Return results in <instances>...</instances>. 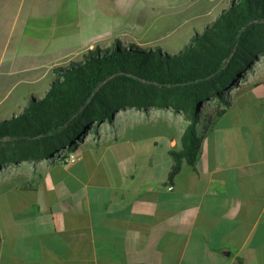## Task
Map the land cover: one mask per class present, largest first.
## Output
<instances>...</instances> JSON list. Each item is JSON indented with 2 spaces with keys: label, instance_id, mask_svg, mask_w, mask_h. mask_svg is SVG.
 Here are the masks:
<instances>
[{
  "label": "crops",
  "instance_id": "0c3cea01",
  "mask_svg": "<svg viewBox=\"0 0 264 264\" xmlns=\"http://www.w3.org/2000/svg\"><path fill=\"white\" fill-rule=\"evenodd\" d=\"M44 65L15 54L6 71L29 83ZM163 111L175 113L120 109L71 162L57 154L0 167V264H264L260 125L203 118L196 163L170 181L186 125L173 128Z\"/></svg>",
  "mask_w": 264,
  "mask_h": 264
},
{
  "label": "trees",
  "instance_id": "16d2710c",
  "mask_svg": "<svg viewBox=\"0 0 264 264\" xmlns=\"http://www.w3.org/2000/svg\"><path fill=\"white\" fill-rule=\"evenodd\" d=\"M205 25L176 52L117 38L54 66L41 94L29 93L18 112L0 118V167L74 149L120 109L170 108L187 121L180 147L170 150L173 181L183 163L197 161L204 109L216 97L224 106L215 117L222 116L232 105L228 88L264 54V0H228Z\"/></svg>",
  "mask_w": 264,
  "mask_h": 264
},
{
  "label": "rangeland",
  "instance_id": "374dc122",
  "mask_svg": "<svg viewBox=\"0 0 264 264\" xmlns=\"http://www.w3.org/2000/svg\"><path fill=\"white\" fill-rule=\"evenodd\" d=\"M227 2L144 0L134 10V17L128 14L133 22H126L124 11L132 12L142 0H0V118L18 112L27 102L29 91L41 94L54 76V66L81 57L89 48L98 44L105 47L120 38L125 43L160 46L176 52L196 31L213 21ZM15 54L44 57V67L37 69L41 76L29 83L14 84L17 77L6 69ZM235 91L240 92L233 94V106L221 118L260 125L262 135L258 139L264 145V54L227 90L230 94ZM223 106L215 97L204 109V118L216 116V109ZM163 112L161 117H171L173 128L186 125L175 113ZM143 117L147 118V114ZM253 141L257 143V139ZM3 199L4 193L0 192L1 209Z\"/></svg>",
  "mask_w": 264,
  "mask_h": 264
},
{
  "label": "built area",
  "instance_id": "2783aa9c",
  "mask_svg": "<svg viewBox=\"0 0 264 264\" xmlns=\"http://www.w3.org/2000/svg\"><path fill=\"white\" fill-rule=\"evenodd\" d=\"M88 132H90V130L84 132V134L77 139L78 144L83 140V138L87 136ZM78 157H80L79 154L75 150H73L72 147H70V145H67L59 152V160L64 164L71 162L77 159Z\"/></svg>",
  "mask_w": 264,
  "mask_h": 264
},
{
  "label": "water",
  "instance_id": "95a60500",
  "mask_svg": "<svg viewBox=\"0 0 264 264\" xmlns=\"http://www.w3.org/2000/svg\"><path fill=\"white\" fill-rule=\"evenodd\" d=\"M223 252L226 254V255H230L231 251L230 250H223Z\"/></svg>",
  "mask_w": 264,
  "mask_h": 264
}]
</instances>
